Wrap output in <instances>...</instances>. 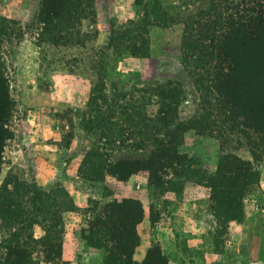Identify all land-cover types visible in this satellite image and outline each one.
<instances>
[{"label": "rangeland", "instance_id": "rangeland-1", "mask_svg": "<svg viewBox=\"0 0 264 264\" xmlns=\"http://www.w3.org/2000/svg\"><path fill=\"white\" fill-rule=\"evenodd\" d=\"M180 2L93 0L91 14L82 23L88 36L85 45L52 47L37 44L40 0H0V76L2 71L10 102L0 187L10 179L44 191L61 188L74 203L79 199L78 211L63 214L61 261L66 264H118L120 257L109 236L92 234L90 224L98 207L90 204L123 198L142 204L146 226L137 225L135 231L139 240L149 242L147 251H157L148 264H264V157L255 164L259 181L243 202L241 222L224 221L211 208L210 190L192 180L177 192L164 191L166 177L161 187L148 185L143 172L119 182L112 161L103 181L91 183L77 173L87 150L105 153L113 147L111 140H104L106 132L114 126L124 129L126 116L117 107L131 96L149 97L157 85L180 75L186 95L178 108L179 121L185 123L201 113V92L193 74L202 71L180 62V12H187ZM189 10L196 17L200 4ZM260 34V42L232 45L242 76L252 80L264 65V29ZM140 107L151 116H158L161 109L155 99ZM182 142L180 152L193 158V168L200 172H212L225 152L251 159L234 143L221 147L215 138L195 130L187 131ZM131 145L133 141L124 143ZM31 232L35 239L43 236L40 227ZM5 236L0 228V260ZM26 250L23 264H52L44 260L43 247L30 245ZM147 251L140 262L133 256L132 261L143 264Z\"/></svg>", "mask_w": 264, "mask_h": 264}, {"label": "trees", "instance_id": "trees-1", "mask_svg": "<svg viewBox=\"0 0 264 264\" xmlns=\"http://www.w3.org/2000/svg\"><path fill=\"white\" fill-rule=\"evenodd\" d=\"M196 4H200V14L194 17L189 9ZM179 6L187 11L180 12L183 15L180 62L202 71L201 75L193 74L197 76V92H201L198 96L203 105L201 113L185 123L179 121L178 108L186 95L178 80L180 75L166 80L164 86L157 85L149 97L131 96L124 106L117 107L121 116H126L124 129L114 126L106 132L104 140H111L113 147L105 153L87 150L77 173L91 183L103 181L112 161L110 166L119 182L143 172L148 175V185L161 187L162 178L166 177L169 179L164 191L177 192L185 181L192 180L210 190L211 208L224 221L241 222L243 202L259 181L255 164L264 157V65L255 80L242 76L232 45L261 41L264 0H181ZM92 9L93 0H40L41 30L37 44L84 46L88 36L82 31V23ZM153 99L161 107L158 116H151L140 107ZM9 113L7 80L1 71L0 157L8 139L5 126ZM92 121L89 119L87 123ZM189 130L215 138L221 147L232 142L236 149L246 150L251 159L225 152L212 172L196 171L195 160L179 150L183 145L182 136ZM127 141H133V145L125 147ZM0 193V228L6 234L1 240L4 253L0 264H23L30 245L43 247L46 262L66 264L61 261L63 214L79 208L69 194L61 188L44 191L35 184L10 183V179L1 185ZM90 206L98 207L95 222L90 224L92 234L99 238L109 236L120 257L118 264H135L132 256L140 242L135 230L144 214L141 202L123 198ZM149 219L152 225L155 222L152 211ZM34 226L41 228L42 237H33ZM156 253L155 249H149L143 264L152 261Z\"/></svg>", "mask_w": 264, "mask_h": 264}, {"label": "crops", "instance_id": "crops-1", "mask_svg": "<svg viewBox=\"0 0 264 264\" xmlns=\"http://www.w3.org/2000/svg\"><path fill=\"white\" fill-rule=\"evenodd\" d=\"M77 201L78 202H75V204H77V206L81 207L82 204L79 202V199L78 198H77ZM140 226H143V228H144V226H146V223H145L144 218H143V221L139 224L138 228ZM37 227H39V226H37ZM149 246H150L149 242H147L146 240H144L143 238H141L140 239V242H139V245L135 249V252L133 254L134 260H136L137 262H140L144 258L145 252L147 251V249L149 248Z\"/></svg>", "mask_w": 264, "mask_h": 264}]
</instances>
